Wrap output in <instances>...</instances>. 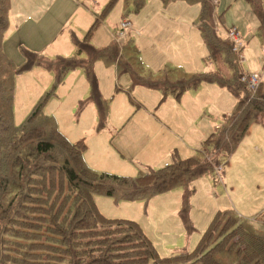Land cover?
Returning a JSON list of instances; mask_svg holds the SVG:
<instances>
[{"label": "rangeland", "instance_id": "rangeland-1", "mask_svg": "<svg viewBox=\"0 0 264 264\" xmlns=\"http://www.w3.org/2000/svg\"><path fill=\"white\" fill-rule=\"evenodd\" d=\"M108 1L10 0L9 25L1 49L17 69L25 60L23 50L51 62L58 56L78 57L75 40H83L94 14ZM261 4L264 7L263 0ZM214 5L213 25L217 35L224 39L227 31L234 28L243 43L239 54L232 51L238 60L240 76L257 73L261 80L264 53L247 2L216 0ZM5 7L0 1V12H5ZM198 15V4L181 0L166 4L161 0H143L137 9L134 0H116L88 42L94 47H103L115 37L119 44L133 43L139 50L144 77L155 76L165 66L185 72L219 68L230 77L224 57H218L217 65L206 59L208 52L197 28ZM122 20H128L130 25L120 37ZM55 68L34 67L17 74L12 99L13 123L15 126L22 123L44 96L43 114L52 116L57 129L71 141H84V161L97 172L133 178L139 169H156L170 163L174 150L180 157L191 155L201 148L209 131L219 125L222 114L230 112L236 102L225 88L206 82L185 90L179 98L168 96L161 103V91L140 85L130 91V97L126 92L131 85L129 74L117 75L114 64L98 60L94 74L99 93L106 101L101 107L92 98L80 69L68 71L57 81ZM2 69L6 70L4 66ZM228 158L222 174L215 169L191 185L194 191L188 200L189 219L195 229L192 233L185 232L178 218L183 195L180 187L148 201L116 203L113 199L95 196L97 209L106 217L139 223L159 256L181 249L193 250L212 215L219 210L232 209L264 231V129L251 122ZM11 188V179L3 186L0 177V199H7L6 193ZM30 190L23 186L14 191L13 197L19 193L26 195ZM45 190L49 198L46 193L38 194L44 198L27 195L24 202L28 205L20 212L19 207L14 212L0 205V264H60L63 256L56 251L58 246H46L47 250H43L34 242L50 237L46 233L50 225L64 231L69 252L65 256L69 263L65 264H98L102 259L111 264H136L141 260L137 252H144V247L139 238L136 241L133 235L121 232L126 228L98 224L93 217L74 218L80 204L73 200L75 193L72 195L65 187L62 193L57 189L49 191L47 187ZM62 221L63 228L71 224L63 229L59 224ZM230 225L231 220L227 218L220 226L226 231ZM220 235L225 234L216 232L214 236ZM223 237L217 242L223 241ZM135 242L141 248L134 246ZM44 251L54 254L49 256Z\"/></svg>", "mask_w": 264, "mask_h": 264}, {"label": "trees", "instance_id": "trees-1", "mask_svg": "<svg viewBox=\"0 0 264 264\" xmlns=\"http://www.w3.org/2000/svg\"><path fill=\"white\" fill-rule=\"evenodd\" d=\"M0 1L6 5L5 12H0V61L2 62L0 63V177L3 186L11 179L12 187L11 191L6 193L7 199H0V205L3 204L7 211L12 209L14 212L19 207L20 212L24 205H28V202H24L27 195L44 198L38 194L46 193L49 198L46 187L50 189L49 191L57 189L60 193L65 187L72 195L75 193V199L72 197L75 202L80 201L74 218L93 217L98 224L105 223L126 228L121 232L133 235L136 241L139 238L138 242L144 247V252H137L141 260L136 264H264V231L254 227L249 220L239 216L232 209L220 210L212 215L207 229L193 250L181 249L167 256H159L139 223L106 217L98 211L95 203V196L113 199L116 203L133 200L148 201L157 194L180 187L183 195L178 216L185 232L192 233L195 229L189 219L188 200L194 191L191 185L201 177L214 172L215 169H219L221 174L224 172L223 166L228 163L229 155L245 136L251 122L264 129V78L262 76L255 91L249 90L239 81L241 72L237 58L232 56L233 44L227 37L220 38L214 30L213 0L181 1L199 5L196 22L208 52L206 59L217 65L218 57H224L230 77L219 68L209 72H185L168 66L159 70L155 76L144 77L138 56L139 50L133 43L119 44L113 37L109 44L103 47L92 46L88 42L89 37L116 0H109L98 14H94V21L82 41L75 40L78 57L58 56L55 62H51L42 56L23 50L25 60L17 69L1 49L4 32L9 25L10 0ZM171 1L175 0H161L164 4ZM245 1L256 19V35L261 40L264 53V9L261 0ZM142 2L143 0H134L135 9L140 8ZM98 60L106 64H114L117 75L129 74L131 85L126 90L129 96L130 91L136 85H140L161 91V103L168 96L179 98L185 90L206 82L225 88L235 97L236 102L230 112L222 114L219 125L208 134L201 143V148L194 150L191 155L180 157L173 152L170 163L156 169L151 167L139 169L137 176L133 178L97 172L84 161L83 152L86 148L84 141L82 139L71 141L57 129L52 116L43 114L44 96L34 104L27 117L18 126H15L12 120V99L15 77L18 73L34 67L51 69L54 66L57 81H60L68 71L80 69L90 88L92 98L99 106H105L106 101L99 93L98 81L94 74V64ZM2 66L6 70L2 69ZM23 186L29 190L32 187L33 190L26 195L19 193L16 198L13 197L14 191ZM37 203L45 205L43 202ZM227 218L231 220V225L226 231H222L221 222ZM59 224L62 227L63 221ZM70 224L71 222L65 228ZM216 232L225 235L215 237ZM46 233L50 237L34 242L40 244L43 250H47L46 246H58L59 249L56 248V251L59 250V254L63 256L60 264L69 263L65 261V256H68L69 252L64 231L57 225H50ZM221 236H224L223 241H225L217 242ZM138 242H135L134 246L139 245ZM140 245L138 248H141ZM44 254L52 256L54 253L44 251ZM98 264L111 263L102 259Z\"/></svg>", "mask_w": 264, "mask_h": 264}, {"label": "built area", "instance_id": "built-area-1", "mask_svg": "<svg viewBox=\"0 0 264 264\" xmlns=\"http://www.w3.org/2000/svg\"><path fill=\"white\" fill-rule=\"evenodd\" d=\"M130 23L127 20H122L120 24V31L119 36L122 37L124 35V29L129 27ZM227 38L229 41L232 42V51L234 54H239V52L243 48V43L239 37L238 32L232 28L227 31ZM240 81L251 91H255L259 82H260V75L257 73H247L242 74L240 76Z\"/></svg>", "mask_w": 264, "mask_h": 264}, {"label": "crops", "instance_id": "crops-1", "mask_svg": "<svg viewBox=\"0 0 264 264\" xmlns=\"http://www.w3.org/2000/svg\"><path fill=\"white\" fill-rule=\"evenodd\" d=\"M213 3H216V0H213ZM263 5H264V0H263ZM263 9H264V7H263ZM250 14H251V12H250ZM251 15H252V14H251ZM252 17L254 18V20H255V22H256L255 17H254L253 15H252ZM129 23H130V22H129ZM217 126H218V125H217ZM217 126H215L214 129H216ZM214 129H212V130H214ZM212 130H210L209 133H210ZM209 133H208V134H209ZM207 136H208V135H207ZM207 136H206V137H207ZM174 152H176V150H174ZM176 153H177V152H176ZM170 160H171V158H170ZM121 202H124V201H121ZM219 211H220V210H219ZM178 218H179V216H178ZM180 222H181V221H180ZM175 252H176V251H175ZM169 253H172V251H170Z\"/></svg>", "mask_w": 264, "mask_h": 264}]
</instances>
